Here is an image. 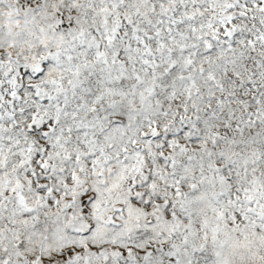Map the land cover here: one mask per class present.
I'll list each match as a JSON object with an SVG mask.
<instances>
[{"label": "snow or ice", "instance_id": "obj_1", "mask_svg": "<svg viewBox=\"0 0 264 264\" xmlns=\"http://www.w3.org/2000/svg\"><path fill=\"white\" fill-rule=\"evenodd\" d=\"M0 264H264V0H0Z\"/></svg>", "mask_w": 264, "mask_h": 264}]
</instances>
